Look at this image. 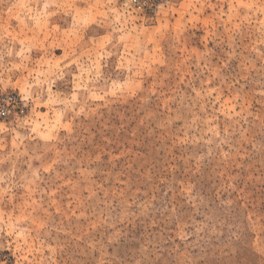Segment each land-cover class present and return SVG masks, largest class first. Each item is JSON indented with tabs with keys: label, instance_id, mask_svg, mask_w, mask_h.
Instances as JSON below:
<instances>
[{
	"label": "rangeland",
	"instance_id": "1",
	"mask_svg": "<svg viewBox=\"0 0 264 264\" xmlns=\"http://www.w3.org/2000/svg\"><path fill=\"white\" fill-rule=\"evenodd\" d=\"M0 0V264H264V0Z\"/></svg>",
	"mask_w": 264,
	"mask_h": 264
},
{
	"label": "built area",
	"instance_id": "2",
	"mask_svg": "<svg viewBox=\"0 0 264 264\" xmlns=\"http://www.w3.org/2000/svg\"><path fill=\"white\" fill-rule=\"evenodd\" d=\"M167 0H125L129 8L137 11L143 12L150 9L153 5L164 2ZM25 111V105L23 100L17 93L6 92L0 94V118L1 119H16L23 116Z\"/></svg>",
	"mask_w": 264,
	"mask_h": 264
}]
</instances>
